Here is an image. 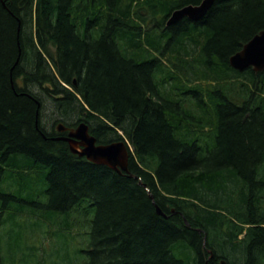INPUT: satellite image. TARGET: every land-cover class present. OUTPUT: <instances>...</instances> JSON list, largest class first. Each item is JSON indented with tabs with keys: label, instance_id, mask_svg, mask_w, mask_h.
I'll return each mask as SVG.
<instances>
[{
	"label": "trees",
	"instance_id": "obj_1",
	"mask_svg": "<svg viewBox=\"0 0 264 264\" xmlns=\"http://www.w3.org/2000/svg\"><path fill=\"white\" fill-rule=\"evenodd\" d=\"M200 2L0 0V223L12 225L0 264L40 226L70 247L84 217V264H264V70L230 65L264 29V0H215L202 19L168 25ZM169 79L177 97L160 88ZM46 96L56 121L127 139L133 176L53 139Z\"/></svg>",
	"mask_w": 264,
	"mask_h": 264
},
{
	"label": "rangeland",
	"instance_id": "obj_2",
	"mask_svg": "<svg viewBox=\"0 0 264 264\" xmlns=\"http://www.w3.org/2000/svg\"><path fill=\"white\" fill-rule=\"evenodd\" d=\"M23 17H24V26L27 27L26 31L28 33L31 34L33 33L35 35L36 32L35 15L32 16L30 13H28V14H24ZM164 59H167V57H164ZM173 70L176 71L177 69L173 68ZM180 71H181L180 74L184 78H188V77L192 78L194 75V72L192 70H180ZM160 77H162V74L161 75L158 74L157 79L160 80ZM195 80L196 77L193 78V81ZM183 81H185V79ZM20 83L23 84L22 80H20ZM203 83L206 84L205 81H203ZM160 88L165 96L177 97L178 95V89L177 88L175 90L172 89L171 79L166 80L164 84L160 86ZM32 89L34 91H39L38 87H32ZM44 101H45V107L43 109L42 122L49 130L52 128L53 122L56 121V119L62 118L63 116H61V111H59L56 108L53 99H50L48 96H46L44 98ZM183 106L186 108L188 106V102L184 103ZM192 107L195 108L194 105ZM194 113L199 114L200 111L195 110ZM77 116L78 115L72 111H68L66 113L68 122L76 121L75 119L77 118ZM206 129L208 130L209 128L207 127ZM206 139L207 137L205 135H201L200 142L203 143ZM260 206L261 208H264V205H260ZM1 217L2 218L4 217V219H6L7 214L3 212ZM22 218L30 221L35 219V217L31 218L30 216H26ZM22 218L20 219L24 221ZM84 219L86 221L82 223L83 227L80 226L79 224L77 225V227L74 228L73 239L70 240V247H65V246L61 247L62 243L59 240L57 234L56 233L52 234L48 232V229L50 228L40 226L39 228H37L36 231L32 232L28 230L27 231L28 233L26 232L27 235H25L23 239L22 246L12 248L13 257H14L13 264H84V262H82V258L87 256L86 230L89 226L88 220L85 217ZM186 224H188V222H186ZM11 229H12V225H10L9 223L7 222L5 224L0 223V234L1 235L4 234L2 238V246L5 251H6V241L10 235ZM57 229L58 227L56 225H53V231L56 232ZM243 236L244 234H242L240 237ZM33 245L37 247L36 250H33V248L30 247ZM229 262L230 264H243L244 258H242V256H238V255L234 256V254H232L229 255Z\"/></svg>",
	"mask_w": 264,
	"mask_h": 264
},
{
	"label": "water",
	"instance_id": "obj_3",
	"mask_svg": "<svg viewBox=\"0 0 264 264\" xmlns=\"http://www.w3.org/2000/svg\"><path fill=\"white\" fill-rule=\"evenodd\" d=\"M214 1L202 0L199 4L191 3L177 8L171 13L167 23L168 25L174 24L184 17L198 21L207 14ZM19 57L15 65L19 62ZM230 65L239 71L249 67L259 72L264 70V29L252 37L241 50L230 57ZM57 130L61 133L69 131L68 135H59L53 137V139L66 141L73 153L84 156L92 162L107 165L118 173L124 172L133 176L129 170L130 150L132 147L127 139L100 143L98 138L91 133L90 126L85 121L80 122L75 127H68L64 122L60 121L57 123ZM134 177L139 178L137 175H134ZM140 183L144 184L141 180ZM157 211L159 214L166 215L158 205ZM185 221L188 222L187 220ZM206 238L205 235L204 244H206ZM212 256L213 253L210 252V257ZM221 264H228V262L226 259H221Z\"/></svg>",
	"mask_w": 264,
	"mask_h": 264
},
{
	"label": "flooded vegetation",
	"instance_id": "obj_4",
	"mask_svg": "<svg viewBox=\"0 0 264 264\" xmlns=\"http://www.w3.org/2000/svg\"><path fill=\"white\" fill-rule=\"evenodd\" d=\"M70 127H74V126H70ZM68 130L67 131H65V132H63L62 134H60V135H68ZM61 141H63V140H61ZM65 142V141H64Z\"/></svg>",
	"mask_w": 264,
	"mask_h": 264
},
{
	"label": "bare ground",
	"instance_id": "obj_5",
	"mask_svg": "<svg viewBox=\"0 0 264 264\" xmlns=\"http://www.w3.org/2000/svg\"><path fill=\"white\" fill-rule=\"evenodd\" d=\"M202 1V0H201ZM61 119V118H60ZM61 121V120H60ZM57 123L59 122V121H56ZM77 123H78V121H76ZM67 123V122H66ZM56 125V124H55ZM75 125V124H74ZM71 126V125H70ZM76 126V125H75ZM53 129H54V127L52 126V129H50V131H53ZM49 131V130H48ZM98 138V137H97ZM105 143H107V142H105Z\"/></svg>",
	"mask_w": 264,
	"mask_h": 264
}]
</instances>
